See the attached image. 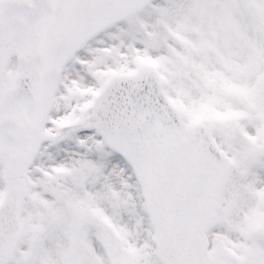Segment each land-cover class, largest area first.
I'll return each instance as SVG.
<instances>
[{
  "label": "snow or ice",
  "instance_id": "snow-or-ice-1",
  "mask_svg": "<svg viewBox=\"0 0 264 264\" xmlns=\"http://www.w3.org/2000/svg\"><path fill=\"white\" fill-rule=\"evenodd\" d=\"M0 264H264V0H0Z\"/></svg>",
  "mask_w": 264,
  "mask_h": 264
}]
</instances>
